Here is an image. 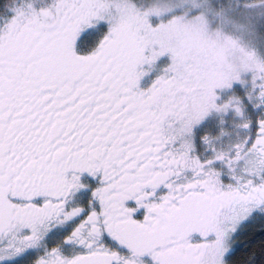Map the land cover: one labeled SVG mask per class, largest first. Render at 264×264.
<instances>
[{
    "label": "snow or ice",
    "instance_id": "6c2138e0",
    "mask_svg": "<svg viewBox=\"0 0 264 264\" xmlns=\"http://www.w3.org/2000/svg\"><path fill=\"white\" fill-rule=\"evenodd\" d=\"M222 2L0 0V264H264V58L185 23Z\"/></svg>",
    "mask_w": 264,
    "mask_h": 264
},
{
    "label": "rangeland",
    "instance_id": "374dc122",
    "mask_svg": "<svg viewBox=\"0 0 264 264\" xmlns=\"http://www.w3.org/2000/svg\"><path fill=\"white\" fill-rule=\"evenodd\" d=\"M145 14L166 8L174 9L177 16L188 11L184 5L191 0H137ZM209 3V0H197ZM261 0H223L215 9L202 14V18L187 17L186 24H201L211 39L230 40L237 47L254 52L264 58V5Z\"/></svg>",
    "mask_w": 264,
    "mask_h": 264
},
{
    "label": "flooded vegetation",
    "instance_id": "af4514ba",
    "mask_svg": "<svg viewBox=\"0 0 264 264\" xmlns=\"http://www.w3.org/2000/svg\"><path fill=\"white\" fill-rule=\"evenodd\" d=\"M224 123L219 122L217 117H209L207 123L204 126L210 136H219L221 130H223L224 135L219 137L217 141L218 147H223L224 149L230 148L233 144L238 143L243 138V132L240 128L236 126V122L231 116L224 117ZM63 238V234H54L48 241L49 246H53L57 241ZM67 251V246L65 248ZM34 255V254H33ZM33 255H26L23 259L17 258L16 264H31Z\"/></svg>",
    "mask_w": 264,
    "mask_h": 264
}]
</instances>
